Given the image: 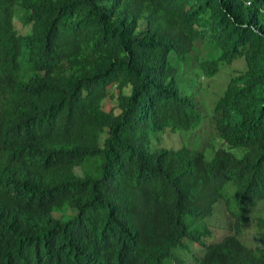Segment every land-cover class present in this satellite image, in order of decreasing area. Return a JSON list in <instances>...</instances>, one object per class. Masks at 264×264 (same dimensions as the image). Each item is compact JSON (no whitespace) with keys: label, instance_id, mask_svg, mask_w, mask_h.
I'll return each mask as SVG.
<instances>
[{"label":"trees","instance_id":"16d2710c","mask_svg":"<svg viewBox=\"0 0 264 264\" xmlns=\"http://www.w3.org/2000/svg\"><path fill=\"white\" fill-rule=\"evenodd\" d=\"M0 264H264V0H0Z\"/></svg>","mask_w":264,"mask_h":264},{"label":"rangeland","instance_id":"374dc122","mask_svg":"<svg viewBox=\"0 0 264 264\" xmlns=\"http://www.w3.org/2000/svg\"><path fill=\"white\" fill-rule=\"evenodd\" d=\"M17 28H19L18 25ZM197 48L199 51V58L204 59L206 54V48L201 44L197 45ZM242 62H243L242 60L235 61L233 63L234 65L230 66L229 72H223V74L217 77L218 79L210 82L209 84L210 87L208 88V90L210 92L219 93V90H221V87L227 82L229 77L234 76L237 73V71H241L244 69L243 67L244 62L243 63ZM125 93H127L126 90ZM211 94L209 93L208 96L204 94L200 95L202 101L208 107H210V103L212 102V99L215 98ZM113 105H114L113 101H109L108 107H111ZM115 112L118 113V110H115ZM196 128L183 132H176V133L169 132L172 135H176L177 139L173 142L174 147L166 146L165 148L175 149L179 147H187V148L199 150L204 154L206 160H210L213 157V152L219 147H222L220 141L214 138L212 136V133L210 134L211 129H209V126H207L209 134L203 131L200 126L197 129ZM102 136L103 135H101V137ZM158 140L159 139H157L156 141ZM241 153L242 152L240 149H233V154L239 156L241 155ZM75 172L77 174L81 173L80 169L78 168L75 170ZM54 216L58 217L59 214H54ZM234 220H235L234 217L226 209L225 204L222 203V201L219 202L218 205L215 206L212 216L205 221L207 223V228L210 230L211 234L209 237L203 238L204 242L206 244L216 242L220 240L223 236L228 235L229 234L228 226L231 225L234 222ZM249 222H244V221L242 222L243 231H246L245 226L249 229ZM184 258L185 260L189 261V257L187 256V254H185Z\"/></svg>","mask_w":264,"mask_h":264},{"label":"clouds","instance_id":"9594fccd","mask_svg":"<svg viewBox=\"0 0 264 264\" xmlns=\"http://www.w3.org/2000/svg\"><path fill=\"white\" fill-rule=\"evenodd\" d=\"M54 214H58V213H54ZM54 214H53V215H54Z\"/></svg>","mask_w":264,"mask_h":264}]
</instances>
